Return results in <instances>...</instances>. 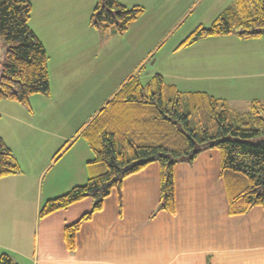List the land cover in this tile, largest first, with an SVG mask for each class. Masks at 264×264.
Returning a JSON list of instances; mask_svg holds the SVG:
<instances>
[{"label": "crops", "instance_id": "0c3cea01", "mask_svg": "<svg viewBox=\"0 0 264 264\" xmlns=\"http://www.w3.org/2000/svg\"><path fill=\"white\" fill-rule=\"evenodd\" d=\"M28 1V26L48 56L50 93L30 96L29 109L0 101V138L19 168L17 174L0 178V255L9 254L15 264H264V208L228 214L229 192L215 149L202 151L192 163L174 166L173 214L159 208V166L153 163L124 178L104 199L102 209L82 222L75 248H66L64 227L91 210L93 200L85 198L45 217H39V209L99 172L80 132L129 77L136 75L142 82L141 64L136 63L108 94H99L97 85L107 82L93 76L99 70L91 66L98 57L97 46L110 37L121 38L126 52H136L138 41L150 39L148 20H164L172 7L180 13L187 8H179L180 0H118L143 12L124 34L116 35L89 25L97 0ZM231 2L216 10L211 22L232 7ZM220 3L216 0L215 6ZM212 10L202 12L206 16ZM177 23L148 41L151 51L167 41ZM184 35L160 59L168 67L157 74L166 84L181 93L205 92L235 112L242 102L256 100L264 106V75H253L246 62L250 47L252 53L258 52V45L264 47V36L207 38L178 49ZM1 53L0 40V57ZM146 77L142 83L153 75Z\"/></svg>", "mask_w": 264, "mask_h": 264}, {"label": "trees", "instance_id": "16d2710c", "mask_svg": "<svg viewBox=\"0 0 264 264\" xmlns=\"http://www.w3.org/2000/svg\"><path fill=\"white\" fill-rule=\"evenodd\" d=\"M32 6L28 0H0V101L29 109L32 95H49L48 56L28 26ZM143 9L127 8L118 0H97L89 25L99 33L122 35L138 20ZM235 36L240 40L264 36V0H233L208 26L195 27L179 48L207 38ZM264 133V106L253 100L239 114L227 103L205 92L181 93L161 75L142 83L129 77L97 115L80 132L94 155L99 172L83 185L49 199L39 217L48 216L85 198L93 206L63 230L66 248H75L83 221L102 209L103 201L122 180L150 164L159 166L160 206L175 211L174 166L192 163L207 149L220 154V176L228 188V214L241 215L254 206L264 208V140L249 139ZM19 168L0 138V178ZM0 264H15L7 253Z\"/></svg>", "mask_w": 264, "mask_h": 264}, {"label": "rangeland", "instance_id": "374dc122", "mask_svg": "<svg viewBox=\"0 0 264 264\" xmlns=\"http://www.w3.org/2000/svg\"><path fill=\"white\" fill-rule=\"evenodd\" d=\"M223 1L224 0H221V3L218 6H215L216 0H180L179 8H183L186 5V13H180V11L178 12V10H175V8L172 7L167 11L164 20H148L147 25L149 26L147 27V34L151 40H156L159 38L160 34H163L166 30L170 29L176 22H178L171 33L166 37V39L168 38L167 41L162 42L161 46L158 45L152 51L150 44L148 46V41H150V39L143 42L138 41V47L135 49L136 52L133 50L131 53L126 52V43L123 40L121 41V38L110 37L108 38L110 40H108L105 44L98 45L96 48V55H98V57L93 58L91 66L96 67V70L99 68V70L95 71L93 76L105 77L107 82L104 86L97 85L99 88V94H108L112 87L117 84L120 77L127 70L133 68L136 63L141 64L139 67L141 68L140 73H142V75L140 77L142 78V82H145V79L148 78L146 75L154 76L157 74L158 70L167 68L168 66L160 61L164 52L170 47V45H172V43H174V41L178 40L181 36H185L184 34L186 33L188 35L199 24L208 26L216 10H219L222 6L226 7L227 5L232 4V0ZM212 2L214 3L210 5ZM204 8H211L213 10L204 16L202 12ZM115 41L117 42L115 43ZM219 42L225 43V45L231 44L226 40H220ZM261 43L263 42L261 41ZM255 49L258 50V52L254 51L252 53V47L249 48V53L248 51L246 52V62L248 63L247 66L249 67L251 73L253 75L258 74L256 77H259L260 74L264 75L263 44L258 45ZM147 55L148 57L146 60L142 62ZM248 105L249 104L244 102L240 103L237 105V112L245 113L248 111ZM262 140H264V133H260L259 135L249 139L250 142H260ZM89 199L92 200V198ZM89 210L90 208L85 212H88Z\"/></svg>", "mask_w": 264, "mask_h": 264}]
</instances>
